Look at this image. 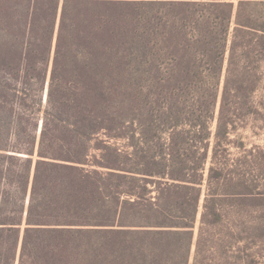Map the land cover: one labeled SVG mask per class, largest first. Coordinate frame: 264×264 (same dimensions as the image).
I'll return each mask as SVG.
<instances>
[{
  "label": "trees",
  "instance_id": "16d2710c",
  "mask_svg": "<svg viewBox=\"0 0 264 264\" xmlns=\"http://www.w3.org/2000/svg\"><path fill=\"white\" fill-rule=\"evenodd\" d=\"M259 2L0 0V264L259 263Z\"/></svg>",
  "mask_w": 264,
  "mask_h": 264
},
{
  "label": "rangeland",
  "instance_id": "374dc122",
  "mask_svg": "<svg viewBox=\"0 0 264 264\" xmlns=\"http://www.w3.org/2000/svg\"><path fill=\"white\" fill-rule=\"evenodd\" d=\"M259 5L257 6V9L261 10L264 12V0H259ZM264 56V55H263ZM262 59L260 61V74L262 75V78L260 80V83L257 85L256 90L253 93V100H254V106L256 108H259L261 105L260 103L264 101V57L260 58ZM223 83L221 85V90H222ZM47 100V89L45 90L44 94V102ZM264 104V102H263ZM215 127V123L213 125V128ZM41 130V125L39 128V133ZM239 133H243V136L245 138V141L247 142L248 148L254 146H263L264 145V121L262 120H256L252 119L250 124L248 125L247 128L241 129L238 131ZM126 141H122V143H125ZM121 143V144H122ZM235 154H233L234 158L240 157L241 153H238L236 150H234ZM264 161V157H259V160L257 161ZM243 173V172H242ZM251 180H253V184L259 185L260 188H264V166H258L256 167L255 165L249 166L247 168V171L245 173ZM253 217H256L259 215V213H253ZM258 220V219H256ZM255 220V221H256ZM257 254H258V264H264V245L260 248H256Z\"/></svg>",
  "mask_w": 264,
  "mask_h": 264
}]
</instances>
